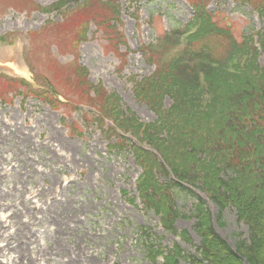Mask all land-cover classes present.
Here are the masks:
<instances>
[{
  "label": "rangeland",
  "instance_id": "rangeland-1",
  "mask_svg": "<svg viewBox=\"0 0 264 264\" xmlns=\"http://www.w3.org/2000/svg\"><path fill=\"white\" fill-rule=\"evenodd\" d=\"M57 1L0 0V47L18 49L23 67L22 56L33 71L28 79L34 87L23 84L21 77L0 78V264H163L161 255L155 262L150 258L146 239L160 246L156 250L178 244L194 252L201 241L196 221L183 218L176 223L178 233L188 232L193 240L189 243L163 230L159 217L141 207V169L134 157L108 149L109 136L102 132L108 128L92 123L79 102L80 90L65 83L72 71L68 66H81L93 85L119 94L124 109L143 122H154V112L137 97L134 85L153 73L150 60L157 63L160 56L148 53L146 58L141 50L190 20L188 0H143L132 6L122 0L118 30L124 40L112 46L114 31L93 23L79 40V10L69 18L53 13L48 19L42 9ZM204 4L222 25L232 26L237 39L252 27L264 34L257 14L236 0ZM103 11L101 6L92 8L93 13ZM48 79L63 99L46 94ZM45 97L68 102L56 110ZM197 196L212 215L217 234L230 246L238 235L248 237V227L238 223L233 210L220 218L205 194ZM196 201L194 196L178 198L186 214ZM141 227L151 236L145 238Z\"/></svg>",
  "mask_w": 264,
  "mask_h": 264
},
{
  "label": "trees",
  "instance_id": "trees-1",
  "mask_svg": "<svg viewBox=\"0 0 264 264\" xmlns=\"http://www.w3.org/2000/svg\"><path fill=\"white\" fill-rule=\"evenodd\" d=\"M119 1L59 0L42 10L65 17L79 10V40L93 23L114 31L112 46L124 40L118 30L123 9ZM127 1L129 6L140 2ZM259 1L263 4L241 2L251 3L264 23V0ZM71 3L77 7L72 9ZM94 6H101L103 14L93 13ZM194 10L189 25L175 29L158 48L153 44L144 49L145 55L162 49L155 72L134 85L137 97L156 114L154 122L145 123L124 109L119 94L93 85L81 66H68L72 71L65 83L80 90L79 102L89 107L92 123L108 128L102 131L109 136L108 148L134 157L142 171L137 181L141 207L159 217L163 230L189 243L193 240L188 232L178 233L176 223L183 218L196 221L201 241L193 253L178 244L156 250L160 246L146 239L154 262L158 254L163 264H264V34L248 32L238 41L204 4L194 5ZM47 84L54 96L60 95L49 79ZM44 100L54 109L63 104L51 97ZM197 192L217 206L220 218L235 209L238 222L248 227V237L238 235L233 247L224 241ZM181 196L197 198L191 214L179 207ZM140 230L145 238L151 236L149 229Z\"/></svg>",
  "mask_w": 264,
  "mask_h": 264
},
{
  "label": "bare ground",
  "instance_id": "bare-ground-1",
  "mask_svg": "<svg viewBox=\"0 0 264 264\" xmlns=\"http://www.w3.org/2000/svg\"><path fill=\"white\" fill-rule=\"evenodd\" d=\"M16 56H17V49H7L0 47V59L2 57H6L2 59V61L0 60V62H5V63H0V66L4 69H7V71L13 74H19V73L26 74L25 71L22 72L20 63L13 59Z\"/></svg>",
  "mask_w": 264,
  "mask_h": 264
},
{
  "label": "water",
  "instance_id": "water-1",
  "mask_svg": "<svg viewBox=\"0 0 264 264\" xmlns=\"http://www.w3.org/2000/svg\"><path fill=\"white\" fill-rule=\"evenodd\" d=\"M2 68V67H1Z\"/></svg>",
  "mask_w": 264,
  "mask_h": 264
}]
</instances>
